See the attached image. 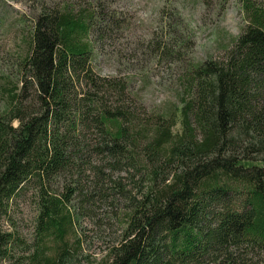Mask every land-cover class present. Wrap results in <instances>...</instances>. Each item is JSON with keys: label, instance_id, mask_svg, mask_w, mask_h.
<instances>
[{"label": "trees", "instance_id": "16d2710c", "mask_svg": "<svg viewBox=\"0 0 264 264\" xmlns=\"http://www.w3.org/2000/svg\"><path fill=\"white\" fill-rule=\"evenodd\" d=\"M243 4L247 24L222 58L191 68L176 119L129 111L126 84L93 74L88 38L108 34L112 15H38L2 86L0 264L17 245L1 221L21 191L34 189L38 212L18 262L74 264L88 185L119 188L109 173L128 170L143 188L104 264H264V8Z\"/></svg>", "mask_w": 264, "mask_h": 264}, {"label": "rangeland", "instance_id": "374dc122", "mask_svg": "<svg viewBox=\"0 0 264 264\" xmlns=\"http://www.w3.org/2000/svg\"><path fill=\"white\" fill-rule=\"evenodd\" d=\"M245 1L264 8V0H0V104L2 86L16 80L19 63L28 53L38 15L43 10H91L115 19L106 37L89 35L93 74L126 84L124 104L129 111L176 119V108L187 97L191 68L207 58H222L247 24ZM128 172L109 173L120 187L106 179L99 184L100 192L89 178L87 192L93 196L83 204L84 211L78 210L76 233L69 235L77 253L74 264H104L109 250L121 242L127 199L143 188L140 177ZM36 203V193L28 187L9 204L1 231L18 241L3 264H20L22 246L34 242ZM256 262L253 258L247 263Z\"/></svg>", "mask_w": 264, "mask_h": 264}]
</instances>
